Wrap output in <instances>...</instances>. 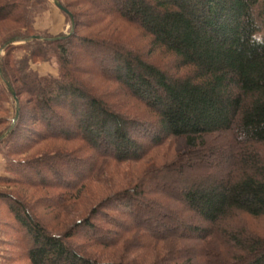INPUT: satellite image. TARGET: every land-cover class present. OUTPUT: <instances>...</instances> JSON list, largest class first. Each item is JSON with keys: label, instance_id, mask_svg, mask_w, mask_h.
<instances>
[{"label": "trees", "instance_id": "obj_1", "mask_svg": "<svg viewBox=\"0 0 264 264\" xmlns=\"http://www.w3.org/2000/svg\"><path fill=\"white\" fill-rule=\"evenodd\" d=\"M59 1L73 16L70 34L51 35L35 28V17L48 8V0H0V29L5 24L15 27L11 31L8 26L0 46L13 36L52 38L9 45L0 58L2 76L15 89L20 106L16 124L0 141L9 156L5 170L10 174L0 179L54 191L63 203H50L64 210L80 198L87 181L102 180L112 163L145 161L146 176L159 170L173 175L154 190L148 184L155 181L149 179L110 196L121 203L122 214L132 224L111 223V232L117 229L113 237L106 234L107 228L96 225L104 220L97 206L73 231L59 234L44 225L22 198L8 197L5 204L25 239L29 264H114L100 262L73 244L70 238L78 228L89 232H83V238L103 247H115L125 233H133L134 242L121 241L122 247L129 242L130 250L144 246L141 233L147 232L155 251L150 264H264V236L234 221L238 212L264 215V156L256 152L257 145L264 144V0H109L111 7L105 8L83 0L101 13L100 22L113 17L138 25L153 48L164 50L175 61V69L186 71L181 75L159 67L148 59L149 54L115 38L112 30L107 35H80L77 12L67 0ZM81 53L97 63L98 73L73 65L79 61L74 55ZM35 62L53 63L57 74L40 75L31 67ZM94 75L116 83L125 96L142 103L157 125L129 116L121 104L109 101L111 95L91 81ZM23 92L31 105L22 101ZM9 99L0 76V134L13 119L14 111L10 116L3 107ZM27 112L40 127L26 125ZM172 139L183 140L174 160L159 167L149 163L151 147ZM44 141L78 146L26 160L12 158ZM204 149L209 157L227 151L224 157L234 165L221 178L190 176L185 170L208 158ZM183 157L191 163H184ZM86 164V172L78 170ZM213 169L210 166L208 171ZM179 184L176 197L173 191ZM163 198L177 202L182 220L176 216L177 205L172 210L158 202ZM150 211L158 218L153 230L135 222Z\"/></svg>", "mask_w": 264, "mask_h": 264}, {"label": "rangeland", "instance_id": "obj_2", "mask_svg": "<svg viewBox=\"0 0 264 264\" xmlns=\"http://www.w3.org/2000/svg\"><path fill=\"white\" fill-rule=\"evenodd\" d=\"M67 1L72 4L73 10L77 12V15L79 17V22L81 24L77 28V31L80 35L89 36L97 32L100 34L105 33L104 35H107L106 33L112 30L115 38L125 39L130 45H133L132 47L139 49L144 54H149V60L156 63V65H158L159 67L165 68L171 74L181 75L186 72L185 70L178 71L177 69H175V61H173V58H171L170 55L164 50L153 48V46L151 45L150 37L146 35L144 31H142L141 28H139V26L135 23L120 21L113 17L106 18L104 20L102 19V21L100 22L99 15H101V13H99L97 8L111 7V3L109 0H94L96 6H98L97 8H95L93 5L85 3L83 0ZM49 3L50 4L48 8L35 17V28L40 32L47 31L51 35L68 34L71 25L69 18L64 14V12H62L54 4H52L51 1H49ZM83 24H86V26H84ZM9 25L11 24H5L4 28L0 29V37L8 34L7 31L10 30L8 29L10 27ZM11 26L12 31V29L15 27H13L14 25ZM3 53L4 51L0 54V58ZM76 56L78 57L79 61L77 62L74 59L76 61V63H74L75 61L73 62L74 66L80 68H89L92 70V72H94V74L98 73L99 66L97 65V63L92 62V59L87 57L84 53L74 55V58H76ZM31 67L40 75L57 74V68L51 62H35L31 64ZM94 76V78L93 76H91V81L95 84L97 89H101L105 94L111 95L109 101L118 102L119 104H121V106L124 107L123 109L127 111V113H129V116H138L141 119L149 121L153 125H157V120L154 119L153 114H150V112L142 103L128 97L127 95L125 96V91L116 83H112L110 81L108 82L107 80L103 79L102 76L100 77V75ZM21 99L25 103V105H31V102H29L30 98L27 93L23 92L21 95ZM3 107L9 110L11 116L12 112L14 111L12 98L9 99V101L3 103ZM26 114L27 116L25 123L27 126L31 125L35 128L40 127L38 122H34L33 120L29 119V112H27ZM132 137L143 144H145V142L147 141L144 138L140 139L137 135H132ZM207 140V143L209 145L207 148H209L212 145V143L209 142L211 138H208ZM182 141V139H172L171 141H166L165 144H161V146L151 147L149 155L152 156L149 157V163L159 167L165 162H168L170 160L173 161L175 152L183 147ZM218 141H224L223 143L226 142V140L221 139H219ZM147 143L148 142H146V144ZM75 146L77 147L78 144L61 141H44L42 143H39L37 146H34L33 148L27 149L24 154L13 156L12 158L17 161L26 160L37 154H51V152H56L58 150L70 151ZM256 149L257 153L264 156V144L257 145ZM226 152L227 151H224V153L220 154V156L218 155L217 157L212 155L211 157H209L210 155H208L207 151L204 149L203 153H205L208 158L202 159V161L198 162L192 169H190L189 171L185 170V172L190 176L200 177L205 175H212L221 178L223 177L222 174H225L224 172L229 169L227 167H232L234 165L232 161H226L227 159H225L226 157H224V155L226 156ZM186 153L187 152L184 151L183 156H186ZM186 159L187 158L185 157L182 161L184 163H188L187 165H189V163L191 162L189 158L187 161H184ZM7 160H9V156L6 155L5 146L0 144V177L10 176V174H8L5 170ZM144 162L145 161L135 165L126 163L110 164L104 171L103 179L99 181H87L85 183L86 186L84 192L82 193L80 198L70 202V204L66 206L64 210H61L58 206H53L50 203H63L62 196H59V194H56V192L54 191L31 188V186H28L25 183L9 184L5 180L0 179V264H29L24 251L23 241H25V239L22 238V234L18 229V225L16 224L12 215L8 212L7 206L5 204V199H8V197L22 198L27 203L28 207H30L31 212L37 215L44 225H46L51 231H55L59 234L73 231L74 225H76L79 221H83L89 214L90 209L93 206H97L96 208L102 212L100 218L102 217L104 220L96 221V225H99L101 228H107L109 230V233L107 232L106 234H109L110 237H113L117 232V229L114 232H111L112 230H114V226H112L111 223L121 222L125 226H129L132 224L130 223L129 217L122 214L125 209L123 210L121 203L114 199H110V196L113 193L125 189L129 186L140 183L145 184L146 180L149 179L155 181V183L152 182V186L148 184L149 189L154 190L155 188H157V183L165 182V178L167 176L171 177L173 175L168 172L164 173L163 171L159 170L157 172L154 171L153 173H150L146 176L144 172V170L146 169V165ZM87 164L82 168H79L78 170H81V172H86L89 166H87ZM210 166L214 167L212 171H208V169L210 170ZM233 172L237 173L236 169H233ZM64 173L65 176H67L68 172ZM69 178L72 177L68 174V179ZM166 180L168 179L166 178ZM180 185L181 184L177 185V189L173 191V195H175L176 197L180 195V190L178 191ZM144 188L147 190V185H145ZM58 196L60 197V199L57 198ZM168 197L172 198L170 196ZM158 202L163 206H167L168 209L172 210L173 205L175 204L179 207L176 211L178 212L179 210L180 213L182 212L180 206L175 201V203H172L171 200L163 198V201L160 200ZM100 203H103L106 206L102 207L100 206ZM127 210L128 209H126V211ZM132 211H134V209ZM177 212V218L182 220L184 217L182 216V214ZM234 218V221L238 225H244L258 235L264 236V215L253 217L249 214L238 212L237 215L234 216ZM105 219L109 222H107ZM196 220L198 221L199 219L196 218ZM157 221L158 218L152 211L148 212V214H146L145 217H142V219L137 218L135 220V222H139L144 227H148L152 230L156 228L158 223ZM178 229H181L180 226L178 227ZM77 231V235L71 237L70 241L76 246L82 247V249H84V252H90V254L97 257L100 262L129 264V262L134 261L140 264H150L155 259V251H153V247L151 248L149 246V243H151L152 240H150L149 234L147 232L141 233V235L143 236L142 242L145 243L144 246L141 249L130 250V247L128 248V245L130 244L129 242H131V240L134 242L137 237L136 236L135 238L133 237V239H131L132 237L130 236L133 233H125V235L122 237L121 241L126 238L130 240L129 242H127L128 244H125L124 247H122L121 241L120 244L115 247H103L83 238L82 236L85 235L83 232L87 231L81 230V228L80 230L78 228ZM159 232L163 234V232ZM184 242L186 243V241ZM157 245L161 246L160 243Z\"/></svg>", "mask_w": 264, "mask_h": 264}, {"label": "water", "instance_id": "obj_3", "mask_svg": "<svg viewBox=\"0 0 264 264\" xmlns=\"http://www.w3.org/2000/svg\"><path fill=\"white\" fill-rule=\"evenodd\" d=\"M52 2V4H54L58 9H60L62 12L66 13L67 15H69L70 20H71V27H70V31L68 34H70L73 31L74 28V21H73V16L72 14L67 10V8H65L62 3L59 0H49ZM58 38V37H54L53 39ZM34 39H38V40H49L52 38H48V37H44L42 35H30L27 37H21V36H13L10 39H8L5 43H3L0 46V54L4 51V49L9 46V45H16V44H23L26 42H29L31 40ZM0 76L3 79L5 86L7 88V90L9 91L11 98L13 100V104H14V116L13 119L10 123V125L4 130L2 131V133L0 134V141L3 140L9 133L10 131L13 129L14 125L17 122V119L19 117V113H20V106H19V99L16 95L15 89L13 88V86L11 85V83L7 80H5L2 76L1 73V68H0Z\"/></svg>", "mask_w": 264, "mask_h": 264}, {"label": "crops", "instance_id": "obj_4", "mask_svg": "<svg viewBox=\"0 0 264 264\" xmlns=\"http://www.w3.org/2000/svg\"><path fill=\"white\" fill-rule=\"evenodd\" d=\"M55 26H58V25H55ZM55 26H54V28H55ZM54 28H53V29H54Z\"/></svg>", "mask_w": 264, "mask_h": 264}]
</instances>
